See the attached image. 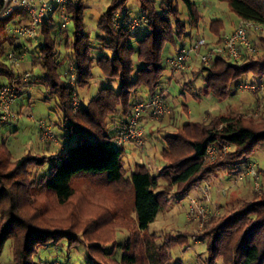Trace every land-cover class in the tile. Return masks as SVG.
<instances>
[{
	"label": "trees",
	"instance_id": "trees-1",
	"mask_svg": "<svg viewBox=\"0 0 264 264\" xmlns=\"http://www.w3.org/2000/svg\"><path fill=\"white\" fill-rule=\"evenodd\" d=\"M126 1L112 0L97 20L99 56L93 55L83 23V2L76 0L67 5L74 31L71 40L64 36L67 68L63 80L57 71L60 62L57 41L52 34V14L43 19L33 37L40 39V47L29 55L31 70L28 82L20 83L19 89L42 86L48 96L56 100L63 115L66 135L74 134L76 140L53 155H32L16 160H12L5 144L0 143V253L4 244L10 241L13 264H37L35 257L40 248L62 239L67 240L69 246L84 245L89 264H138L136 256L131 253L134 251L133 245L137 243L135 238L128 236L119 250H115V239L110 243L99 241L105 236L100 232H106L107 238H113L114 225L111 226L110 219L116 211L108 208L105 214H90V220L83 224L84 229L78 233L74 228L83 222L80 218L85 210L72 212L69 219H63L58 214L52 220H43L41 216L46 215L47 207L35 206L42 198L40 196L50 195L55 204L63 208L75 196L73 180L87 176L102 178L118 200H122L119 188L124 182L130 192L137 229L145 232L156 215L169 206V192L172 191L180 200L193 189L200 188L201 183L212 176L223 172L230 174L242 164L246 167L255 150L264 147V109L257 114L256 108H248L244 114L214 117L208 124L203 121L186 123L167 136L160 153L161 168L158 174H153L146 165L135 163L132 167H124L121 159L123 149L116 147L115 141L125 129L135 105L145 104L156 96L165 102V93L155 91L161 84L164 70L162 51L169 46L174 53L178 48L175 41L182 37L185 30L177 18L173 0H163L160 12L155 10L152 0H136L143 14L136 19L138 26L132 29L128 23L133 19L126 10L121 11ZM180 1L187 8L190 20L196 24L198 16L191 1ZM217 1L224 2L237 19L264 23V0ZM114 15L119 17L120 25L116 27L111 21ZM8 24H11L10 18L0 15V77H5L10 83L20 80L23 72L14 71L15 65L7 61V54L13 52L22 59L27 50L22 45L15 46L16 39L9 34L2 35ZM223 27L219 20L209 26L214 41L222 35ZM191 38L189 35V41ZM258 43L262 53L259 54L258 50L240 63L221 57L210 67H200L194 77L202 75L204 95L224 100L229 95L230 84L240 76L251 74L263 77L264 37H260ZM134 55L136 65L133 63ZM37 68L41 73L35 75L34 69ZM94 69H97L102 81L113 86L99 88L82 106L79 91L94 80ZM70 73L75 77L72 90L66 82ZM73 94L78 98L76 109L72 105ZM110 118L113 121L111 134L107 124ZM213 145L226 146L229 150L225 155L205 160L207 148ZM46 164H49L48 173L39 176L36 170ZM256 169V174H260L259 168ZM243 181V185L247 182L252 185L249 177ZM166 186L168 190H164ZM238 200L241 203L236 210L227 212L228 217L207 232L206 237L210 241L204 242L206 264H217L220 260L222 264H264V187L252 199L243 197ZM66 222L72 224L65 227ZM180 237L178 234L172 239L165 237L163 252L166 251L169 258L172 257L170 250L175 243L186 244L179 240ZM99 245L100 251L96 248ZM106 245H112L111 250H104ZM150 264L161 263L155 256H150Z\"/></svg>",
	"mask_w": 264,
	"mask_h": 264
},
{
	"label": "rangeland",
	"instance_id": "rangeland-1",
	"mask_svg": "<svg viewBox=\"0 0 264 264\" xmlns=\"http://www.w3.org/2000/svg\"><path fill=\"white\" fill-rule=\"evenodd\" d=\"M81 1L85 7L83 11V23L88 33L90 45L93 48L92 52L94 56H99L101 52L96 42L97 36H100V33L96 29V24L99 16L106 11L112 0ZM190 1L193 5V10L198 16L196 24L190 20L185 5L180 0H173V5L178 12L177 18L185 26L184 34L180 39H176L175 41V47L188 43L189 35L190 37L201 35L207 41H214L213 37L210 36L211 33L208 28L215 20L222 21L224 26L222 34H227L233 24L236 23V16L228 10L224 2H218L217 0ZM152 2L155 10L160 12L163 0H152ZM125 10L133 20L138 19L143 14L136 0H127L125 8L121 11ZM53 18L52 34L53 38L57 41L60 62L57 71L63 80V74L67 68V60L64 59L66 54L64 36H68V39L71 40L74 26L72 22H69L63 28L56 14H53ZM15 26L16 24H8L2 35H8L10 30ZM61 33L65 35H61ZM21 45L27 50L24 58L28 60L29 55L40 47V39H22ZM257 46V50H260L259 54H261L259 43H257ZM171 56H173L172 47H165L162 51L164 70L161 75V84L155 89L156 93H166L165 102H162V104L168 112L160 117L161 121L160 118L152 120L142 115L140 123L144 129L143 148L138 147L134 143H126L122 146L115 144L116 147L123 149L121 159L124 167H132L135 163L146 165L153 174H158L161 168L159 162L160 153L165 147V138L175 133L177 129L186 123L203 121L208 124L214 117H218L219 115L244 114L248 108H256L255 112L258 114L264 109V76L261 78L251 74L240 76L237 81L230 84L228 97L224 100H218L214 96L204 95L205 90L202 89L203 81L201 74L194 77L195 72L203 66L196 62L190 66V69L183 71L181 74H174L165 64V59ZM133 63L134 65L137 64L135 55L133 56ZM14 71L21 72V66L15 65ZM93 71L94 80L87 88L79 91L80 104L82 106L86 104L87 100L99 88L113 86L98 77L97 69ZM40 73L38 68L34 69L35 75ZM179 75L182 77L180 78ZM7 84H9L8 80L5 77H0V85ZM243 85L248 87L253 86L254 89L245 90L242 88ZM256 104L259 106L257 107ZM12 109L17 114L16 122H9L3 126L0 125V143H4L10 151L12 160L32 155H47L44 150V143L50 142L41 140L40 123L49 127L64 147L67 144L70 145L75 142V135L71 134L67 136L66 131L63 130V115L58 108L56 100L50 98L42 86L32 85L29 90H26V88L19 89L18 97L13 102ZM107 124L110 127L108 132L111 134L113 124L111 118L108 119ZM249 162L254 163L256 168L260 170V174H257L259 183L257 189H254L250 182L243 185L245 181L238 180L239 173L243 172L245 168L243 164L230 174H226L225 172L218 173L216 176L208 179V181L201 183V188L204 185L209 186L211 197L206 202V213L208 215H206L205 220L191 213L189 209L190 198L202 195V190H199V188L193 189L180 200H177L171 191L169 192V206L156 215L153 221L149 223L147 231L141 232L137 229L134 215L132 214L131 196L126 183L122 182L119 188V193L122 197V200L119 198L121 200L120 203L114 195L115 192L106 186V182L102 178L87 176L78 177L73 180L72 186L75 190V196L63 208H59L50 195L40 196L42 198L35 206L39 208L41 206L47 207L45 211L46 215L41 216L43 220L45 218L52 220L58 214H61L63 219H69L72 216V212L78 209L85 210L83 212L84 215L80 218L83 222L81 221L82 223L78 228H74L78 233H81L84 229L83 224H87L86 222L90 220V214L99 212L105 214L106 210L110 208L112 211L117 212L110 219L111 226L114 225L112 230L113 238H107L106 232H100V235L105 236L100 238L101 240L99 241L110 243L115 239L117 242L115 250H119L120 245L123 244L128 236L135 238L137 243L133 245L132 249L134 251L131 253L136 256L138 264H150V256L158 258L161 264H206V247L204 242L210 241V238L206 237L207 232L214 228L218 222L226 219L229 215L228 213L236 210L241 203L238 198L243 199L245 197L252 199L264 187V147L257 148L250 157ZM48 171L49 164H46L38 168L36 173L39 176H44ZM168 189V186L164 187V190ZM221 191H225V194L222 195ZM69 224H72V222H66L64 226L68 227ZM71 227L73 228V226ZM176 234L180 235L179 240L186 242V244L174 242V247L170 250L172 257L169 258L167 252H163L165 237L172 239ZM184 236L187 237L185 238ZM132 241L134 242V240ZM111 246L106 245L104 250H111ZM96 248L100 251V245ZM35 261L37 264H89L86 247L82 244L69 246L68 241L65 239L60 240L56 244L53 243L40 248ZM0 264H13L10 241H7L1 250ZM217 264H222V261H218Z\"/></svg>",
	"mask_w": 264,
	"mask_h": 264
},
{
	"label": "built area",
	"instance_id": "built-area-1",
	"mask_svg": "<svg viewBox=\"0 0 264 264\" xmlns=\"http://www.w3.org/2000/svg\"><path fill=\"white\" fill-rule=\"evenodd\" d=\"M75 2L76 0H0V15L10 18L11 24H16L8 34L20 42L22 39H32L48 14H56L60 25L63 28L66 27L70 22L66 7ZM16 13L17 15H15ZM118 18L117 15L112 17L111 21L115 27L120 25ZM128 25L134 29L138 26V20H132ZM260 37H264V23L237 19L233 30L230 33L222 34L216 41H207L204 37L191 38L188 43L180 45L173 56L166 58L165 64L174 74H181L196 62L203 67H210L217 58L221 57L227 58L233 63H240L247 56L258 52L257 43ZM6 58L9 63L14 65H19L21 61L13 52H9ZM28 73L25 71L20 80H12L9 84L0 87V125L16 122L17 114L13 111L12 104L18 97L19 84L28 82ZM66 82L72 90L75 85L73 73L69 74ZM242 88L245 90L254 89L253 86L245 85ZM72 105L74 109L78 107V98L75 94L72 96ZM167 112L157 96L145 104L135 105L129 114L125 129L118 136L115 144L122 146L126 143H134L143 148L144 129L140 123L142 115L153 120L164 116ZM39 128L42 141H57L49 127L40 123ZM227 151L228 147L226 146H210L206 150L205 160L214 159L217 155H225ZM246 177L251 178L254 189H257L259 183L254 163L250 162L246 165L244 171L238 176V180H244ZM209 189L208 185L200 187L202 195L191 197L189 201L190 212L203 220L208 215L206 202L211 198ZM221 194L224 195L225 191H221Z\"/></svg>",
	"mask_w": 264,
	"mask_h": 264
},
{
	"label": "crops",
	"instance_id": "crops-1",
	"mask_svg": "<svg viewBox=\"0 0 264 264\" xmlns=\"http://www.w3.org/2000/svg\"><path fill=\"white\" fill-rule=\"evenodd\" d=\"M234 25H235V23L233 24V26L230 28V30L227 33H230L233 30ZM14 45L15 46L21 45V41L18 42L16 40L14 42ZM24 56H23V58L21 59V61L19 63V65L21 66V72H25V71L26 72H30V70H31V64H30V62L28 60H25ZM181 77L182 76H180V78ZM165 95H166V93H165ZM145 121H146V119H145ZM64 149H65V147L61 144L60 140H58V139H57L56 142L44 143V150H45V152H46L47 155H53V154H55V153H57L59 151H62Z\"/></svg>",
	"mask_w": 264,
	"mask_h": 264
}]
</instances>
